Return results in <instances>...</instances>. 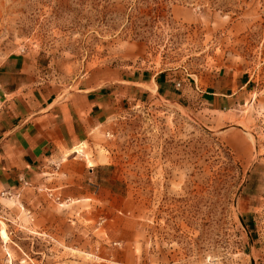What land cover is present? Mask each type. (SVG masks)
Returning a JSON list of instances; mask_svg holds the SVG:
<instances>
[{
  "label": "rangeland",
  "instance_id": "obj_1",
  "mask_svg": "<svg viewBox=\"0 0 264 264\" xmlns=\"http://www.w3.org/2000/svg\"><path fill=\"white\" fill-rule=\"evenodd\" d=\"M14 54L52 97L164 72L238 100H120L66 170L0 197V264H264V0H0Z\"/></svg>",
  "mask_w": 264,
  "mask_h": 264
},
{
  "label": "crops",
  "instance_id": "obj_2",
  "mask_svg": "<svg viewBox=\"0 0 264 264\" xmlns=\"http://www.w3.org/2000/svg\"><path fill=\"white\" fill-rule=\"evenodd\" d=\"M112 79L96 87L82 82L78 90L52 97L36 86L35 66L25 55H10L0 63V197L47 185L61 165L66 170L64 162L83 153L74 149L91 142L120 100L137 99L148 91L165 99L190 94L201 96L214 111L238 100L231 80H218L213 89L201 91L197 85L189 87L178 73ZM248 87L246 82L240 90ZM260 194L264 200V183Z\"/></svg>",
  "mask_w": 264,
  "mask_h": 264
},
{
  "label": "built area",
  "instance_id": "obj_3",
  "mask_svg": "<svg viewBox=\"0 0 264 264\" xmlns=\"http://www.w3.org/2000/svg\"><path fill=\"white\" fill-rule=\"evenodd\" d=\"M6 195H8V194H6ZM4 196V195H3ZM28 215H31V212H28Z\"/></svg>",
  "mask_w": 264,
  "mask_h": 264
}]
</instances>
